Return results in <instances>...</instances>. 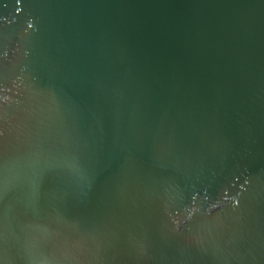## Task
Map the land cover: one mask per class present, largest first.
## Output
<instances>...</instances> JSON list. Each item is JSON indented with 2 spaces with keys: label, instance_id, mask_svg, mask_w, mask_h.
I'll use <instances>...</instances> for the list:
<instances>
[{
  "label": "water",
  "instance_id": "obj_1",
  "mask_svg": "<svg viewBox=\"0 0 264 264\" xmlns=\"http://www.w3.org/2000/svg\"><path fill=\"white\" fill-rule=\"evenodd\" d=\"M0 264H264V0H0Z\"/></svg>",
  "mask_w": 264,
  "mask_h": 264
}]
</instances>
